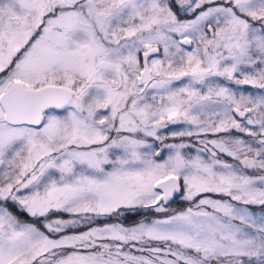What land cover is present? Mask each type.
Masks as SVG:
<instances>
[{
	"label": "snow or ice",
	"instance_id": "6c2138e0",
	"mask_svg": "<svg viewBox=\"0 0 264 264\" xmlns=\"http://www.w3.org/2000/svg\"><path fill=\"white\" fill-rule=\"evenodd\" d=\"M0 264H264V0H0Z\"/></svg>",
	"mask_w": 264,
	"mask_h": 264
},
{
	"label": "rangeland",
	"instance_id": "374dc122",
	"mask_svg": "<svg viewBox=\"0 0 264 264\" xmlns=\"http://www.w3.org/2000/svg\"><path fill=\"white\" fill-rule=\"evenodd\" d=\"M178 203L181 204V206H179L178 209L176 208V206H173V205H170L169 208H170L171 210H180V209H182V208H186V207L189 206L187 202H183V201H181L179 198H178ZM250 208H252V209L257 213V215H259L260 209H259L258 206H250ZM152 212H154V211H152ZM126 217H128V216H126ZM126 217H121L120 219H121L124 223H126L127 225H131V224H133V223L138 222L140 219H153V218H157V217H159V216H158V215H156V216H148V215H146V217H143V218H140V219H135V220H134V219H133V220L131 219L130 221H124V220L126 219ZM128 219H129V218H128ZM110 222H112V221H110Z\"/></svg>",
	"mask_w": 264,
	"mask_h": 264
},
{
	"label": "trees",
	"instance_id": "16d2710c",
	"mask_svg": "<svg viewBox=\"0 0 264 264\" xmlns=\"http://www.w3.org/2000/svg\"><path fill=\"white\" fill-rule=\"evenodd\" d=\"M172 203H174V206H180L181 204H179L178 203V199H176L174 202H172ZM151 213H154L155 214V212H152L151 210H140L138 213H129L127 216L128 217H126V219L124 220V221H130L131 219L133 220H135V219H138L139 217H141V216H144V215H149V214H151ZM129 218V219H128Z\"/></svg>",
	"mask_w": 264,
	"mask_h": 264
}]
</instances>
